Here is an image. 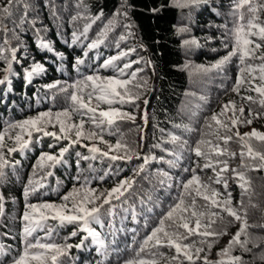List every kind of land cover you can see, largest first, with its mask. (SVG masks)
<instances>
[{"label": "trees", "instance_id": "trees-1", "mask_svg": "<svg viewBox=\"0 0 264 264\" xmlns=\"http://www.w3.org/2000/svg\"><path fill=\"white\" fill-rule=\"evenodd\" d=\"M53 2L57 7L59 19L52 18L49 0H28L32 6L29 17L37 19L36 28L40 31L37 33L28 24L24 25L22 30H16L19 39H12L11 46L17 48V60L13 62L11 71L5 72L7 64L0 59V80L7 75L5 83L0 84V131L9 123L36 116L39 112L49 109L55 112L68 107L66 93L60 92L58 88L48 89L45 86L60 81L58 87H65V82L71 83L80 78L81 74H89L104 59L117 54L115 40L121 34L127 35L128 31L134 34L121 42V49L135 47L136 51L118 63L143 58V62L134 64L133 69H144L138 74V79L141 83L143 79H147L148 87L138 89L141 96L135 105H117L122 107L123 111L132 113L136 117L135 121H118L111 129L105 127L103 134L104 139L112 144L122 136L141 158L133 156L130 161H112L109 157L96 154L95 159H81L78 167L77 152L83 156L93 154L89 153L86 147L73 145L65 154L64 163L54 169H48L54 172V175L45 181L49 187L28 198L29 203L59 202V196L77 184L74 179L77 175H80L81 182L87 177L91 181V187L98 191L111 189L119 180L132 177L135 181L132 188L119 201L112 202L115 205V214L109 215L110 206L105 205L100 214L104 226L92 225L104 241V254L97 253V245L93 244L89 237L81 248L72 247L70 256L61 258L62 264H121L123 259L134 255L133 249L139 248L145 235L158 224L169 206L176 202L180 181L191 175V172H185V169L196 167L197 162L203 165L204 160L196 157L193 149L200 139L205 118L210 117L213 112H219L222 104L229 100H234L238 106L245 103L247 117V104L241 100V95L256 94L245 92L244 88L241 89L240 95L232 91L238 72L235 60L223 72L214 70L204 73L196 70V66L211 65L225 55L223 45H231L234 31L241 23L238 19L239 12L234 14L233 0H207V3L198 7L183 9L175 7L172 0H127L129 20L122 23H131V29L117 27L109 34L104 44L89 51L85 57V46L90 40L82 39L80 43L69 46L72 31H82L86 22L80 20L72 24L69 22L70 17L77 11L84 10L75 7L76 0ZM85 3L88 5L89 16L98 14L101 9L104 12L102 21H97L89 31V37L94 38L101 23L111 18L121 0H85ZM20 9L22 10V5ZM20 14L21 12L17 11L13 19H17ZM244 15L243 23L246 24L250 18L247 9L244 10ZM261 19H264V13L261 14ZM7 23L9 28H12V22ZM181 27H187L189 30L178 34L177 29ZM187 39H195L197 44L185 46L183 41ZM41 40L49 43L53 51L39 47ZM2 41L3 34H0V46ZM58 54L63 55L60 57ZM78 57L85 61L80 66L79 73L74 67ZM148 61H151L150 65ZM34 63H40L44 70L34 74L29 82L26 74ZM185 65L188 67L185 68ZM100 74L111 75L112 72L101 69ZM145 100L148 101L147 105L144 104ZM252 107L258 110L257 105ZM74 119L79 122V117ZM177 125L180 127H176ZM251 125L264 130V116L253 118ZM251 125H241L239 131L244 133L245 126ZM48 130L58 132L59 128L50 127ZM109 131L113 134L109 135ZM12 134L14 135V132ZM173 135L180 138L175 143L171 142ZM33 137L23 154L17 152L11 157L13 160H19L20 164L15 169L8 167L5 177L0 180V194L4 196V213L0 215V245L3 246L4 253H0V264H11L12 259L23 249L20 234L23 227L21 217L25 211L24 189L29 184V178L33 177V165L42 152L58 153L61 147L68 144V141L57 142L53 137L43 136L41 133H34ZM6 143L8 147L13 146V141L7 140V137ZM83 143H95L102 150H108L107 145L99 140H84ZM252 143L254 147L259 146L255 140ZM50 144L54 147L49 148ZM229 148L237 153L236 158L229 161L230 168H236L240 164L241 145L234 140ZM111 154L117 153L113 151ZM123 154L121 150L119 155ZM144 156L153 159H150L143 172L134 176V170L143 163ZM170 160L175 161V166L167 163ZM197 171L205 179L213 175L211 169ZM162 172H167L170 178L162 176ZM225 175L228 177V191L232 193L233 204L237 205L243 199L244 207L247 208L248 224L257 226L250 227L248 231L252 234L254 243L259 245L253 247L250 243V252H242L237 247L233 254L241 255L247 264H264V261L259 259L260 255L264 254V227H261L264 226V170L247 173L251 180V202L249 195L241 196L242 190L232 173ZM39 176L40 173L37 172L33 179H39ZM100 177L104 179L101 180ZM58 185V191H53ZM216 187L224 193L222 185ZM45 192L47 195H44ZM133 211L136 214L135 221ZM224 216L225 223L230 220L232 223L227 227L228 234L222 236L212 248L209 254L211 260L217 259V251L227 245L240 227V222L227 217L226 213ZM76 230L78 229L75 224L57 227L54 239L61 244L77 245L87 233L79 232L78 235L71 236ZM161 251L167 255L174 254V250L168 248ZM198 264H202V261Z\"/></svg>", "mask_w": 264, "mask_h": 264}, {"label": "snow or ice", "instance_id": "snow-or-ice-1", "mask_svg": "<svg viewBox=\"0 0 264 264\" xmlns=\"http://www.w3.org/2000/svg\"><path fill=\"white\" fill-rule=\"evenodd\" d=\"M204 3H207V0H172V4L181 9L198 7ZM21 5L22 10L20 9ZM31 7L28 0H0V34H3L0 59H3L7 64L5 72L11 71L13 62L17 60V48L11 46L12 39H19L16 30H22L23 26L28 24L37 33L40 31L36 28L37 19L29 17ZM75 7L84 11H77L70 17L69 22L72 24L80 20L86 22L82 31H72V40L69 46L80 43L82 39L90 40L85 46V57L88 56L89 51L104 44L109 34L117 27L123 26L125 29L132 27L131 23H122V21L129 20V15L127 0H121L120 6L112 13L111 18L102 22L95 37L90 38V29L97 21H102L104 12L101 9L96 15H87L88 5L85 0H76ZM49 9L52 18L59 19L58 10L53 0H49ZM245 9L250 14L246 24L243 23ZM17 11H20L21 14L17 19H13ZM233 12L234 14L239 12L238 19L241 23L234 31L231 45L224 43L225 55L211 65L196 66V70L204 73L214 70L223 72L235 60L238 72L232 91L240 95L241 89L244 88L245 92L256 94L255 96L241 95V100L247 104V117H245V103L238 106L234 100H229L222 104L219 112H213L210 117L205 118L200 139L197 140L193 149L196 157L204 160L203 165L201 166L197 162L196 167L185 169V172L190 171L191 175L180 181V191L176 202L169 206L168 211L160 217L158 224L145 235L139 248L133 249L134 255L123 259L121 264H198L201 261L202 264H247L241 255L233 254L234 250L238 247L242 252H250L252 250L248 247L250 243L253 247H259L254 243L253 236L248 231L250 227L257 226L248 224L247 208L244 207L243 199L237 205L233 204L232 193L228 191V177L225 174L232 173L242 190L241 196L249 195V202H251V180L247 173L264 170V132L253 128L250 132L241 133L239 127L251 125L253 118L264 116V19H261V14L264 13V0H233ZM8 21L12 22V28H9ZM188 30L187 27H181L177 29V33H184ZM132 35L134 34L131 31H128L127 35L121 34L115 40L117 54L104 59L89 74H81L80 78L71 83L65 82V87H58L60 81L45 86L48 89L58 88L60 92L66 93L68 107L55 112L51 109L39 112L36 116L9 123L0 131V180L5 177V170L8 167L15 169L20 164L19 160H13L11 157L17 152L24 153L32 142L34 133L53 137L57 142L68 141L67 146L61 147L58 153L42 152L36 164L33 165V177L37 175V172L40 173V176L39 179L30 177L29 184L24 189L25 211L21 217L23 227L20 234L23 249L12 259L11 264H62L61 258L70 256L72 247L81 248L89 237L93 244L97 245V253L104 254L106 248L104 241L100 239V233L92 225L104 226L100 214L105 205L110 206L109 215L115 214L113 211L115 205L112 202L119 201L132 188L135 183L132 177L119 180L111 189L98 191L91 187V181L87 177L81 182L80 175H77L74 178L77 184L60 195L59 202L29 203L28 198L41 189L49 187L45 181L53 176L54 172L48 169H54L57 165L64 163L65 154L73 145L86 147L88 152L93 154L92 156H83L77 152L78 167L81 159H95L96 154L109 157L112 161L124 159L130 161L133 156L137 159L141 158L140 154L131 148L122 136L117 139L115 144H112L104 139L103 134L105 127L111 129L118 121H135L136 117L132 113L123 111L122 107H117V105H135L141 96L138 89L148 87L147 79H143L142 83L138 79V74L144 69H133L134 64L143 62V58L128 60L122 64L118 63L136 51L135 47L127 50L121 49V42L126 41ZM183 44L185 46L193 45L197 44V41L187 39L183 41ZM39 47L53 51L51 45L43 40L40 41ZM213 51L216 50L213 49ZM62 55L58 54L60 57ZM84 63V59L79 57L76 59L74 67L78 73L80 66ZM147 63L150 65L151 61ZM184 67L187 68L188 65ZM101 69L111 71L112 74L101 75ZM43 70L40 63H34L31 70L27 72L26 79L30 82L34 74ZM6 80L7 75L3 80H0V84H4ZM147 103L148 101L145 100L144 104L147 105ZM252 105H257L258 110L253 109ZM74 117H79L78 123ZM57 126L58 132L48 130L50 127L56 128ZM108 134L112 135L113 133L109 131ZM6 137L7 140L13 141L12 147L7 146ZM179 139L175 135L171 136L172 143ZM84 140L90 142L99 140L107 145L108 150H102L95 143L84 144ZM234 140L241 145L240 164L236 168H230L229 161L237 156V153L229 148L230 143ZM253 140L258 142V147H254ZM48 147L53 148L54 145L50 144ZM156 147H160V145H156ZM121 150H123V155H119ZM113 151L117 154H111ZM170 154L175 155L174 153ZM150 159L153 158L143 157V163L134 170V176H138L144 171ZM167 163L170 166H175V161L170 160ZM197 169L199 172L211 169L213 175L205 179L198 174ZM161 175L170 178L167 172H162ZM100 179L103 180L104 177H100ZM216 185L223 186V194ZM58 188L59 185L53 191H58ZM44 195H47V192ZM255 206L252 205V207ZM3 213L4 196L0 194V215ZM225 213L227 217L240 222V227L227 245L217 251V259L211 260L209 254L212 248L222 236L228 234L227 227L232 223L231 220L225 223ZM133 220H136L134 211ZM72 224L77 225L78 230L73 231L71 236H76L79 232L87 233L81 238L80 243L72 245L56 242L54 237L57 234V227ZM132 231L135 232V229ZM242 236L244 239H241ZM163 248L174 250V254L167 255L161 251ZM0 253H4L2 245H0ZM259 259L264 261V254H261ZM98 264H102V262H98Z\"/></svg>", "mask_w": 264, "mask_h": 264}, {"label": "rangeland", "instance_id": "rangeland-1", "mask_svg": "<svg viewBox=\"0 0 264 264\" xmlns=\"http://www.w3.org/2000/svg\"><path fill=\"white\" fill-rule=\"evenodd\" d=\"M253 128H255V129L259 130V131L264 132V130L258 129L257 127H255V125L245 126V132H250Z\"/></svg>", "mask_w": 264, "mask_h": 264}]
</instances>
